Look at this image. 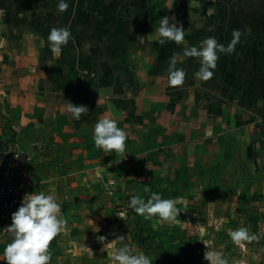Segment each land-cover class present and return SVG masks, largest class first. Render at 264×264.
I'll use <instances>...</instances> for the list:
<instances>
[{
	"label": "crops",
	"instance_id": "obj_1",
	"mask_svg": "<svg viewBox=\"0 0 264 264\" xmlns=\"http://www.w3.org/2000/svg\"><path fill=\"white\" fill-rule=\"evenodd\" d=\"M57 3L0 0V182L61 204L68 223L50 264H113L124 245L152 264H208L207 250L264 264V0H69L63 13ZM165 16L186 31L180 44L158 42ZM53 27L70 40L49 66ZM235 30V52L198 79L184 51L209 37L226 47ZM173 61L186 74L176 87ZM68 102L88 113L73 119ZM105 118L127 133L122 153L93 142ZM154 192L175 201V221L129 207ZM241 227L257 237L244 247L230 238Z\"/></svg>",
	"mask_w": 264,
	"mask_h": 264
},
{
	"label": "clouds",
	"instance_id": "obj_2",
	"mask_svg": "<svg viewBox=\"0 0 264 264\" xmlns=\"http://www.w3.org/2000/svg\"><path fill=\"white\" fill-rule=\"evenodd\" d=\"M68 7L69 0H58V12L67 11ZM173 21L166 16L160 18L159 28L155 30L160 44L169 41L180 44L184 40L186 31L182 25L178 27ZM241 35L239 30H235L232 33L231 42L226 47L218 43L215 37H209L203 40L199 47L186 49L184 55L198 58L201 65L195 76L203 81L210 80L214 75L219 54H233ZM69 40L70 32L66 28L53 27L50 30L47 37V46L51 52L49 66L55 65V62L60 59L62 48L68 44ZM5 44V41L0 40V49H3ZM43 46L44 42L41 41V47ZM174 64L175 61L172 62L167 75L168 84L171 87L182 85L186 75L183 69H174ZM67 112L73 119L80 120L82 115L88 113V108L68 102ZM92 138L95 146L105 153H122L125 149L127 133L118 127L115 119L105 118L95 124ZM129 207L145 220L158 217L163 221L172 222L179 214L174 200L162 198L155 192L147 200L139 194L132 195ZM11 220L12 223L7 228L11 235V242L3 251L4 264H50L49 244L66 229L68 223L63 216L61 204L54 195H46L43 192L26 194L18 210L12 214ZM230 238L240 247H244L245 242L251 243L257 239L244 227L231 231ZM122 239L123 237H118L111 243ZM101 240L104 238L101 237ZM111 259L113 264H152L148 255L143 252L134 254L127 245L116 248ZM204 259L208 264H229L223 252L219 250H207Z\"/></svg>",
	"mask_w": 264,
	"mask_h": 264
},
{
	"label": "built area",
	"instance_id": "obj_3",
	"mask_svg": "<svg viewBox=\"0 0 264 264\" xmlns=\"http://www.w3.org/2000/svg\"><path fill=\"white\" fill-rule=\"evenodd\" d=\"M10 174L5 170L4 176L8 177ZM24 192L11 181L5 183L0 182V240L11 239L7 228L11 225V216L20 207ZM128 207H119L116 211L120 220L125 221L128 216Z\"/></svg>",
	"mask_w": 264,
	"mask_h": 264
},
{
	"label": "rangeland",
	"instance_id": "obj_4",
	"mask_svg": "<svg viewBox=\"0 0 264 264\" xmlns=\"http://www.w3.org/2000/svg\"><path fill=\"white\" fill-rule=\"evenodd\" d=\"M3 259H4V257L0 258V264H4Z\"/></svg>",
	"mask_w": 264,
	"mask_h": 264
},
{
	"label": "trees",
	"instance_id": "obj_5",
	"mask_svg": "<svg viewBox=\"0 0 264 264\" xmlns=\"http://www.w3.org/2000/svg\"><path fill=\"white\" fill-rule=\"evenodd\" d=\"M139 240H141V235L139 236ZM141 241H143V242H144L145 240H144V239H142Z\"/></svg>",
	"mask_w": 264,
	"mask_h": 264
}]
</instances>
